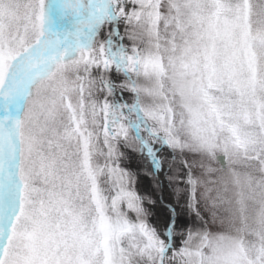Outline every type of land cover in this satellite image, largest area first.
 Listing matches in <instances>:
<instances>
[{
    "label": "snow or ice",
    "instance_id": "6c2138e0",
    "mask_svg": "<svg viewBox=\"0 0 264 264\" xmlns=\"http://www.w3.org/2000/svg\"><path fill=\"white\" fill-rule=\"evenodd\" d=\"M0 264H264V0H0Z\"/></svg>",
    "mask_w": 264,
    "mask_h": 264
},
{
    "label": "bare ground",
    "instance_id": "6f19581e",
    "mask_svg": "<svg viewBox=\"0 0 264 264\" xmlns=\"http://www.w3.org/2000/svg\"><path fill=\"white\" fill-rule=\"evenodd\" d=\"M131 165H133V166H134V165L137 166L136 161L133 160V161L131 162ZM147 184H148V181H147V180L142 181V183L140 184V190H142L143 188H145V187L147 186Z\"/></svg>",
    "mask_w": 264,
    "mask_h": 264
},
{
    "label": "rangeland",
    "instance_id": "374dc122",
    "mask_svg": "<svg viewBox=\"0 0 264 264\" xmlns=\"http://www.w3.org/2000/svg\"><path fill=\"white\" fill-rule=\"evenodd\" d=\"M130 166H131V167H133V168H135V167H136L135 165H134V166H133V165H130Z\"/></svg>",
    "mask_w": 264,
    "mask_h": 264
}]
</instances>
